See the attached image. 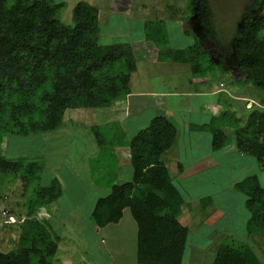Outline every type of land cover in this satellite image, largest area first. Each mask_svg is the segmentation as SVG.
<instances>
[{
	"label": "trees",
	"instance_id": "16d2710c",
	"mask_svg": "<svg viewBox=\"0 0 264 264\" xmlns=\"http://www.w3.org/2000/svg\"><path fill=\"white\" fill-rule=\"evenodd\" d=\"M111 1V9L118 13L116 18L127 15L131 0ZM185 2L177 10L171 5L170 14L164 16L179 23L199 21L203 26L202 39L193 37L192 44L184 49L169 47L164 18L150 20L146 36L159 48L157 63L187 65L193 75L210 73L216 63L201 45L204 40H214L208 3ZM64 9L61 0H0V179L10 176L19 182L21 203L27 212L19 226L15 250L0 252V264H53L61 241L48 219L41 221L36 215L61 198L63 166L52 171L45 185L44 179L52 167L37 171L36 162L31 161L33 155L7 156V140L59 130L69 110L110 108L129 95L131 76L136 71L139 49L130 45L133 38L130 35L128 41H110L99 21V5L78 2L70 12L69 24L61 20ZM250 18L234 34L233 67L245 84L254 85L264 94V13ZM257 104L258 107L254 104L245 109L244 103V117L221 112L213 118L208 131L214 151L234 141L237 152L253 157L264 171V98H259ZM113 125L91 126L97 145L109 144L106 127ZM226 128L234 130L233 138L225 134ZM176 137V126L165 116H155L124 143L130 150L129 181L113 182L118 168L113 154L111 165L107 166L113 172L105 173L112 175V185L103 179V173L101 179L91 174L94 187L111 190L95 201L89 219L93 226L104 228L119 224L123 212L129 210L137 225L134 264L184 261L189 229L181 218L189 208L162 161ZM123 138L122 135L119 145ZM234 189L246 197L250 214L248 236L264 232V188L258 177L250 175L235 183ZM3 209L11 214V208ZM212 264L263 263L247 242L224 236Z\"/></svg>",
	"mask_w": 264,
	"mask_h": 264
},
{
	"label": "rangeland",
	"instance_id": "374dc122",
	"mask_svg": "<svg viewBox=\"0 0 264 264\" xmlns=\"http://www.w3.org/2000/svg\"><path fill=\"white\" fill-rule=\"evenodd\" d=\"M205 1L208 3L212 15L214 40H204L201 45L207 50L208 55L213 57L216 65L210 73L193 75L187 65L158 63L157 66L153 64L154 61L157 62V47L146 36L150 20L164 18L169 47L184 49L192 44L193 37L202 39L203 26L199 21L184 22L182 20L179 23L177 20H170L166 17L170 14L171 5H175L177 10L179 5H185V0H136L130 7L131 14L129 16L125 14L121 19L120 17L116 18L118 13L111 9V5H113L111 0H61L65 4L63 19H61L63 23H70V12L78 2L98 4L101 9L99 21L110 41H128L127 37L131 35L138 43L135 45L139 49L136 56L139 60L138 64H140V68L146 67L149 71L146 73L147 77L144 75L143 77L135 76V79L149 80L151 84L149 88L154 90L156 95L162 93L172 83L184 86L182 80L188 82L190 75L194 77L195 81L192 84L193 92L211 95L213 91L212 98H206L209 102L212 101L208 108V101L205 102L206 99H203L201 104H206L204 108L200 106V102H193L190 105V111H187L189 101L185 97L175 98L169 95L164 97L169 108L175 107L176 112L179 111L180 125L186 127L185 123L189 122V125L193 126L190 127L192 132H189L185 137L186 143L184 142L185 146H189L192 150V167L183 173L177 171V166L170 168L172 181L185 203L188 202L186 205L189 208L181 218L182 224L188 226L189 229L183 264H211V253L214 251L213 249L205 251V248L211 244H213L212 248L218 247L224 236H233L240 241L247 242L259 257L260 254L255 246L260 245L264 252V232L255 234L253 237L248 236L250 214L245 205L246 197L234 189L235 183L250 175H256L260 186L264 188V171L260 169L253 157L239 154L234 141L221 150H212V134L208 131L213 118H218L221 112L228 114L233 112L237 117H244L246 115L245 111L242 112L244 103L246 104L245 109H250L254 104L258 107L259 98H264V94H261L254 85L245 84L233 67L235 60L234 34L245 20L264 13V0ZM143 3L148 4L147 9L142 8L144 7ZM141 21L145 24V32L144 28L140 29V25L143 24ZM185 34L188 37H185ZM118 104L116 102L113 107L117 108ZM152 104L153 101L148 105ZM115 108L112 109L113 113H115ZM87 111L92 115L95 113L94 110ZM98 113L99 127L114 123L113 126L106 127V130L109 129L107 131L109 132V144L100 143L97 145L94 137L87 135L90 134L92 126L88 122L81 123L85 125L78 127L76 136L71 135L68 130L67 118L84 117V111L77 110L67 111L63 121L64 126L59 130L28 138H9L6 143L5 154L7 156L24 155L30 158L33 155L31 161L36 162L35 169L37 171L44 169V166L49 169L52 167L51 172L47 173V179H44L45 185H48V178L52 176V171H55L58 166H63V177L67 181L66 183L61 182L62 196L56 203L58 207L55 209L53 207L45 208L36 215L38 220L48 219L53 233L60 237V251L57 252L60 256L59 258L55 256L53 264H63L60 257L62 260H66L64 264L136 262L137 225L129 210L123 212L119 224H110L104 228L93 226L88 217L95 201L109 194L111 190V188L95 189L91 181V174L96 175L97 179H101L103 173V179L107 183L111 181L112 185V175H105V173L113 172L112 169H107V166L111 165L113 145H119L122 141L121 136L128 135L126 130L122 129L123 124L117 117L120 113L117 116L114 115L117 117L116 120L112 117L111 121L105 120L104 113L106 112L99 111ZM113 113H110V117L113 116ZM101 114L104 117H101ZM153 116L154 114H152ZM141 124L138 125L140 130L147 126ZM138 131L133 129L131 132ZM224 131L229 137L234 132L230 128H226ZM127 132L129 133L130 129ZM131 132L129 134H132ZM125 138H123V143L126 141ZM36 155L38 156L36 157ZM171 163L168 161L167 165ZM122 169L123 171L117 177L124 179L122 182H127L130 180V172ZM116 181L115 178L113 182ZM90 190L92 191L90 192ZM20 195L21 185L18 181L10 176L0 179V252L2 253L15 250L19 226L27 214L21 203L23 198ZM4 197H7L6 200H3ZM4 207L11 208L14 224L4 223L5 221L1 217V209ZM197 208L200 211L194 212ZM194 213L198 216H194ZM205 221L211 222L212 225L206 224Z\"/></svg>",
	"mask_w": 264,
	"mask_h": 264
},
{
	"label": "crops",
	"instance_id": "0c3cea01",
	"mask_svg": "<svg viewBox=\"0 0 264 264\" xmlns=\"http://www.w3.org/2000/svg\"><path fill=\"white\" fill-rule=\"evenodd\" d=\"M134 1L136 2V0H131V3H130L131 6H133ZM96 5H98V4H96ZM143 5H144V7H142V8L147 9L148 4L147 3H143ZM129 11H130V9H129ZM129 11L127 13V16H129L131 14ZM144 18H145V16H144ZM141 22L143 23L142 26H143L144 32H145V28H146L145 24H144L143 21H141ZM137 44L138 43H136V40H134V39L132 40L131 39L130 45L132 47H134ZM157 51H158V48L156 50V54H157ZM138 61L139 60H137L138 69H137V65H136V71L134 72V75L131 76V80H130V83H129L130 93L125 99L117 101L119 103L117 108L113 107L114 105H112L108 109L97 110V111L94 110L95 111L94 115L89 114L88 111H87L89 109H87V110L84 111V117H80V118H76V119L67 118L68 119V123H69V126H68L69 129L68 130L70 131L71 135L76 136L78 127H81L82 125H85V124H81L83 122V119L85 120V122L91 123L92 125H94L96 127L98 125V116H99L98 112L99 111H104V112H106V113H104L105 117L102 116V114H101V117H104L105 120L111 121L112 117H113L112 119L116 120V118L118 117L120 123L123 124L122 125V129L126 130V134H128V135H125L126 142H127L135 134V132H131L133 129H137V131H138V129L140 130V128H138L139 127L138 125L140 123H142L141 125H144V124L148 125L149 121L153 117L158 116V115L165 116L177 128V137H176V140H175L174 144L162 156V161H163V163L165 164V166H166V168L168 170V173H169V175L171 177V180H173L171 172H170L171 166H177V171L179 173H183V172H187L188 169L190 167H192V165H193L192 150L189 148V146L186 147L185 144H184V142L186 143V141H185L186 138L185 137L188 135L189 132L190 133L192 132L191 128L193 126H191V124L189 125V122L185 123L186 127H183L184 125L181 126L180 122H179L180 118L178 117V112L179 111L176 112L175 107L169 108L166 105V103H165L164 97H166V95H169L170 97H175V98L176 97L177 98L178 97L179 98L180 97H183V98L185 97L189 101V107H188L187 111H190V109H191L190 105H192L193 102H200V104H201V101L203 99H206V98L208 99L209 97L212 98L213 91H212L211 95L210 94H197L199 92H197V93L193 92L192 91V89H193L192 84H194L195 81H194V77L192 75H190V76H188V78H189L188 82L189 83L187 81H185V80H182V83L184 84V86H181V85H178V84L175 85V83H172V84L168 85V87H166L163 90L162 93L160 92L159 95H156L154 93L155 91L149 88L150 87L149 85H151L149 80H146V79L145 80L144 79H135L136 78L135 76L143 77V75H144V77H147L146 73L149 72L146 67L145 68H140V64H138ZM153 64L158 66V63L155 62V61L153 62ZM157 66L155 67V69L157 68ZM151 71H154V70H151ZM169 81H170V79L168 80V84H169ZM212 89H213V87H212ZM207 99L205 100V102L208 101ZM151 101H153V104L152 105H148V104H150ZM211 102H212L211 100H210V102L208 101L207 108L209 107ZM203 104L204 103H202L200 105L202 108H204V106L206 105V104L205 105H203ZM113 108H115V113H113V111H112ZM146 108L149 109V110H147ZM90 110H92V109H90ZM111 112L113 113V116L110 117V113ZM118 114H119V116H117ZM152 114H154L153 117H152ZM114 115L117 116V117H114ZM129 129H130V132L132 134H129L130 132L129 133L127 132ZM186 130H187V134H186ZM233 133L230 135L231 138H233ZM87 135L88 136L92 135L91 137H93L94 134L92 133V131H90V134H87ZM87 135H86V137H88ZM231 142H233V141H231ZM188 144L190 145L189 142H188ZM112 154H113V156L116 159V163H117L116 166L118 167L117 168V176H118L119 173H121L123 171L122 168H124L125 170H129L130 175H131L132 173H131V164H130L131 160H130V150H129V148L127 146H124V143L121 144V145H117V146H115L113 148ZM167 160L172 162V163L170 165H167L168 164ZM240 164L242 165V163H240ZM117 176H116V180H117L116 182L117 183H122V181L124 179H118ZM130 178H131V176H130ZM61 180H62L63 183H66V181H67V180H65L63 175H62ZM95 189H98V188L95 187ZM87 191H88V189H87ZM91 191L92 190H90V192ZM83 195H85V194H83ZM84 198H85V196L83 197V199ZM52 207L55 209V208L58 207V205H53ZM195 211H200V209L197 208V209L194 210V212ZM89 215H90V212L88 214V217H89ZM194 216H198V215L196 213H194ZM186 217H188V216H186ZM206 224L212 225L211 222H206ZM187 228H188V226H187ZM188 237H189V235H188ZM194 241H197V240L194 239ZM212 246H213V244H211L208 248H205V251H208L209 249H213V251H214V253H211V264L213 263V260H214V257H215V251L218 248V247L212 248ZM257 246H258V251H259V254H260L259 259L264 264V252L261 250L262 248L260 247V245H257ZM59 251H60V249L58 250V252ZM59 256L60 255H58V254L56 255L57 258H59ZM60 261L63 264L66 262V260L65 259L62 260L61 257H60ZM134 263L135 262L124 263V264H134Z\"/></svg>",
	"mask_w": 264,
	"mask_h": 264
},
{
	"label": "built area",
	"instance_id": "2783aa9c",
	"mask_svg": "<svg viewBox=\"0 0 264 264\" xmlns=\"http://www.w3.org/2000/svg\"><path fill=\"white\" fill-rule=\"evenodd\" d=\"M1 217L4 219L5 224L11 225L15 223L13 216L9 214V211L6 209H3V211L1 212Z\"/></svg>",
	"mask_w": 264,
	"mask_h": 264
}]
</instances>
